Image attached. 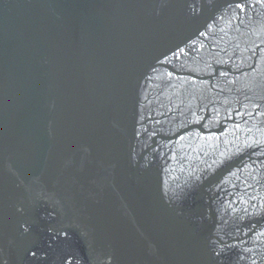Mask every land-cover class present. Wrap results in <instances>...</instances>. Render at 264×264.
Wrapping results in <instances>:
<instances>
[{"label":"water","instance_id":"1","mask_svg":"<svg viewBox=\"0 0 264 264\" xmlns=\"http://www.w3.org/2000/svg\"><path fill=\"white\" fill-rule=\"evenodd\" d=\"M0 264H264V0H0Z\"/></svg>","mask_w":264,"mask_h":264}]
</instances>
